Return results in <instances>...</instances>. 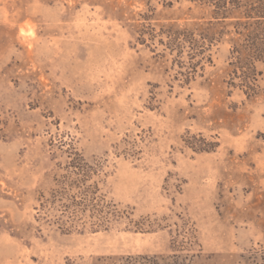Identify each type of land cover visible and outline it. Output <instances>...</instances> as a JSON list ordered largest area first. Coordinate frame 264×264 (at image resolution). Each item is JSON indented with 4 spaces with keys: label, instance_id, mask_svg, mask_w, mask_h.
<instances>
[{
    "label": "rangeland",
    "instance_id": "1",
    "mask_svg": "<svg viewBox=\"0 0 264 264\" xmlns=\"http://www.w3.org/2000/svg\"><path fill=\"white\" fill-rule=\"evenodd\" d=\"M213 10L0 0V264H264V63L250 97L232 53L246 20L213 28L194 64L163 35ZM75 153L121 214L62 232L38 210Z\"/></svg>",
    "mask_w": 264,
    "mask_h": 264
},
{
    "label": "trees",
    "instance_id": "2",
    "mask_svg": "<svg viewBox=\"0 0 264 264\" xmlns=\"http://www.w3.org/2000/svg\"><path fill=\"white\" fill-rule=\"evenodd\" d=\"M200 1L214 7L211 18L215 21L196 24V28L192 29L173 30L169 27L163 35L168 38V44L177 48V51L183 52L187 47L189 59L193 63L196 57L203 59L207 47L217 41L218 32L212 30L213 28L221 26L220 23L227 18L242 15L246 21H241V17H234L237 18L236 21L230 24L234 27V35L237 36V39L233 40L232 53L236 55V67L241 71L242 86L246 94L253 97L257 88L254 63H264V0ZM204 25L206 27L203 28ZM191 63L185 80H190L191 73L195 71L194 63ZM74 155L76 160L82 162L77 172L72 173L75 178L68 174L62 182L63 187L53 191L48 199L41 201L38 210L41 219L51 222L62 232H69L77 227L84 228L88 221L92 227H102L117 220L121 213L116 205L98 195L97 184H87L95 170L80 159L77 153ZM122 260L106 258L98 261V264H132V258H127L126 262Z\"/></svg>",
    "mask_w": 264,
    "mask_h": 264
}]
</instances>
